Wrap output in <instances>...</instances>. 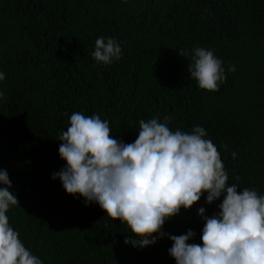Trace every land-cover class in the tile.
<instances>
[{"label":"trees","instance_id":"16d2710c","mask_svg":"<svg viewBox=\"0 0 264 264\" xmlns=\"http://www.w3.org/2000/svg\"><path fill=\"white\" fill-rule=\"evenodd\" d=\"M100 36L121 44L118 61H94ZM195 47L223 61L219 91L191 79V56L180 54ZM0 71V169L18 199L7 215L43 264H175L167 236L143 249L125 244L126 225L51 178L64 166L59 134L74 112L108 120L110 136L125 143L141 119L168 116L173 131L199 125L227 183L264 194V0H0ZM222 199L202 196L163 231L191 229L189 242L201 243L197 210L211 216Z\"/></svg>","mask_w":264,"mask_h":264},{"label":"clouds","instance_id":"9594fccd","mask_svg":"<svg viewBox=\"0 0 264 264\" xmlns=\"http://www.w3.org/2000/svg\"><path fill=\"white\" fill-rule=\"evenodd\" d=\"M122 54L116 39L95 40L92 58L98 64L110 65ZM180 55L191 56L187 71L200 89L217 92L227 80L213 50L195 47ZM227 71L234 73L236 66L228 65ZM5 76L0 71V81ZM169 121L168 116L141 119L136 139L125 143L110 136L108 120L74 112L67 131L59 134L64 166L51 178L59 179L67 194L82 197L86 206L98 204L112 220L119 219L133 234L124 243L137 249L167 236L175 264H264V194L247 187L238 192V185L227 183L228 172L206 129L197 125L190 132L173 131ZM0 185V264H43L9 223L7 213L18 199L9 190L5 169H0ZM202 196L207 204L223 199L211 216L198 208L201 243L189 242L196 235L191 229L181 235L163 231L167 221Z\"/></svg>","mask_w":264,"mask_h":264}]
</instances>
